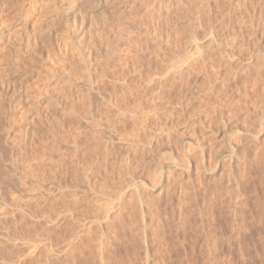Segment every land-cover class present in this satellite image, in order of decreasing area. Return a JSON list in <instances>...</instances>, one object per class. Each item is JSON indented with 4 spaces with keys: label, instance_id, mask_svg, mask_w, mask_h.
<instances>
[{
    "label": "rangeland",
    "instance_id": "obj_1",
    "mask_svg": "<svg viewBox=\"0 0 264 264\" xmlns=\"http://www.w3.org/2000/svg\"><path fill=\"white\" fill-rule=\"evenodd\" d=\"M0 264H264V0H0Z\"/></svg>",
    "mask_w": 264,
    "mask_h": 264
}]
</instances>
